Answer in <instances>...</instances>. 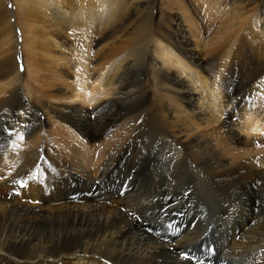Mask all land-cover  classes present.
<instances>
[{
    "label": "bare ground",
    "instance_id": "6f19581e",
    "mask_svg": "<svg viewBox=\"0 0 264 264\" xmlns=\"http://www.w3.org/2000/svg\"><path fill=\"white\" fill-rule=\"evenodd\" d=\"M15 1L37 37L26 71L18 37L0 52V264H264V154L245 152L264 138V0L204 20L190 1L192 34L216 38L199 40L205 59L155 0ZM9 13L0 0L3 27ZM127 27L123 59L110 51L92 68L82 54L70 67L77 42L89 49ZM45 116L58 122L48 129ZM119 121L120 140L91 175L79 137L99 141ZM206 124L212 138L197 136ZM236 145L244 151L230 153Z\"/></svg>",
    "mask_w": 264,
    "mask_h": 264
},
{
    "label": "rangeland",
    "instance_id": "374dc122",
    "mask_svg": "<svg viewBox=\"0 0 264 264\" xmlns=\"http://www.w3.org/2000/svg\"><path fill=\"white\" fill-rule=\"evenodd\" d=\"M49 1H52V0H49ZM108 1H109V3H116V4L119 3V0H108ZM133 1H135V0H132L131 2H133ZM155 1H157V3L155 4V8L158 9V11H159L158 16L159 17H162L161 21L163 23L167 20L168 17H174V20L176 18L178 20V22H180V21L182 22L183 30H185L183 33L187 36V38L189 40L187 47L189 46V48L194 49L195 51H197L196 54L198 56H200L199 58H201V59L207 58V56L206 57L204 56L205 55V52H206L205 51L206 50V47H205V43H203V42L204 41L206 43L207 42H211L209 40H212V39L215 40L216 38L215 37L212 38L214 36V34H212V36H211V33L214 32L213 29L210 31L211 33L209 31L203 32V30H201L202 31V33H201V31L198 29L199 36H201V37H199V39H196V37L192 34V32L190 31L189 26H187V22H184L183 21V19L185 20V18L183 17V13H184V15H186V14L187 15L188 14H192L193 7H190L191 4H192L191 2L193 1V2L197 3V5H200V7H202L200 9L202 11L201 12L202 13L201 16H202V19L203 20H204L203 17H205L204 16V12L205 11H206L205 13H207V12L209 13V14L207 13L208 18L214 16V18L216 17L215 19H218L221 16H226L227 14L235 15L236 12H243V10H248V8H251L254 5V4L253 5H250L251 7L248 6L247 9H246L245 8V3L243 2V0H240V1L239 0H233V1H230V2H226L225 0H220L221 2L220 1H217V0H184V4H185L184 5V10L185 11H181V10H178V8H176V6H174L175 8L171 9L168 6L169 5V0H155ZM29 2L32 5L33 2H37V0H29ZM203 3L205 4V7L206 8H204L202 6ZM218 3H220V4H218ZM222 3H224V4H222ZM5 5L7 6L8 10L10 11L9 14L11 15V18L8 21L5 22L6 23L5 25L7 27L6 26L3 27V24L0 23V52L3 51L4 47L7 48V45H10L9 38L11 36L18 37V39H19L18 48H19V51L20 52L22 51L21 52V56H22L21 57V60L22 61H21L20 67L22 68V71H26L27 65L30 66L33 63L29 58H28L29 59L28 61L25 60L26 55H28V53H30V49H27V48H32V46L35 47V44H36V39L35 38L37 37V35H33L31 33L32 28L30 26L33 25V24H31L30 22H28L27 15H25V14H24L25 16H21L20 15L21 12H22V11L20 12V10H23V9H21L22 6L20 4H18L17 1H15V0H5ZM242 6H243V8H242ZM27 7H28V5H27ZM208 8H211V9H208ZM212 10H214V11H212ZM216 11H218V13H216ZM214 12H215L216 15L214 14ZM59 16L60 17L62 16V19H64V17H65V15H61V14ZM155 16L153 17V20L155 19ZM259 16L257 18H259V19L262 20L261 22L263 23V26H264V22H263L264 15L259 14ZM214 18H212V19H214ZM77 23H80V21L77 20ZM27 24L28 25L30 24L29 27H28ZM36 26H37V23H35V26L34 27H36ZM103 26L104 25H102L99 29H102ZM99 29L97 28L96 30H99ZM127 29H129V27H127L125 29H121L120 31H118L117 33H115L114 36L109 37V39H107L106 41L102 42L100 45H96L95 44V45H92L91 47L89 46L90 47L89 49H88L87 46L85 47L83 45L82 41L80 40L79 42H77L80 49L77 50L78 49V47H77L76 48L77 51L76 50L74 51L75 47L74 48L71 47L70 50H69L70 51L69 52V55H67V61L69 59V63L71 64V65L69 64L70 67H72L73 70L78 68V64H79L78 63V60L80 58L79 56H81L82 54H84V55H82L83 57L85 55H88L89 56V58H90V61L89 62L92 65L90 63L89 64H90V66L92 68L94 67V65H95V67L100 66L104 62L103 60H104V57L106 56L107 53H109V55L112 54V52L113 53L116 52V53H114L115 55L121 54L119 56V58L121 56H123V55L124 56L127 55L128 54V50L127 49H129L128 47L131 46L134 43V42H131L128 45L127 42L131 38H135L134 30L133 29L132 30H127ZM71 31H72V29L69 30L70 33H71ZM83 32H85V31H83ZM99 32H101V30H99ZM99 32H96L95 33V37L96 38H99V36H96L97 34L99 35ZM203 37H204V39H203ZM27 40L29 42H31V41L33 42V43L29 44L31 46L28 45L26 47ZM199 40H201L203 42L200 43ZM198 43H199V45H197ZM25 47H26V49H25ZM66 47L67 46H65L64 48H66ZM60 51H61L60 49H56L55 50L56 53L55 52L54 53L51 52V54H52V56L53 55L54 56H60L59 55L61 53ZM110 51H112V52H110ZM72 53H73V55L70 56ZM124 56L121 57V59H123ZM117 61H115L116 64L114 63V65H113L114 66V69L111 70V72H109L108 74H105L106 79L109 78V76L113 73V71L115 70L116 66L118 67L119 65H121V64H119L120 61L119 60H117ZM53 62L55 63V61H53ZM106 66H109V63L108 64L106 63L105 64V67ZM63 67H65V66H63ZM69 69H71V68H69ZM45 70H47V69L45 68L44 69V72H45ZM201 71L204 72L205 70L201 69ZM45 73L48 74L47 71ZM72 75L73 74L69 75L70 77L67 76L66 80L68 82L74 83L75 82V77L72 76ZM184 75L186 76V74L185 73L183 74V78L185 77ZM33 76L36 77V74H33ZM208 77H210V76H208ZM63 87H65V85ZM70 90L72 91V86H71ZM247 95H249V94H247ZM165 100L166 101L163 102V104L164 105L166 104L165 106H167V107L169 106L172 109V111L175 110L178 107V102H176V101H169V98H165ZM98 102H99V99H98ZM100 103L101 102L94 104V103H90L89 102V104H86V105L87 106H90V107H95V106H97ZM171 104L174 105L175 107L172 106ZM81 105H82V103H81ZM240 106H241V108H239V110H243L244 108L248 107V105H244V104H242ZM234 111H237V110H235L234 108L231 109V112H234ZM238 112H241V111H238ZM42 119L45 120V122L47 123L46 127L48 129H50L52 127L51 125H56V123L58 122V119L53 120V119H50L49 117L46 118V116L45 117H42ZM120 121L123 122V120H120ZM120 121L117 124L113 125L112 127L108 128V131H107L108 133H106L103 136L105 138H101V139H99V141L98 140L93 141L91 139L88 140L84 136H83L84 137L83 139H82V137H79V139L84 142V143L81 142L82 149H84L86 152L88 151V153H91L92 154V155L90 154V157L91 158L88 155V158L90 160L88 159V161H87L88 163L86 162V164H85V167L86 168L88 167L87 169H90L89 171H90V174L91 175H95L104 166V164L106 162L108 150L110 151L113 148L112 145H114L117 142L116 141L117 138H118V141L120 140V137L121 136L117 135V132H118V130L120 128L119 125L122 124ZM49 126H51V127H49ZM239 126H240V123L239 122L237 124H235L233 126L234 127V131L236 133L239 132V135L245 137L246 136L245 133L247 131H245L244 128L241 130L239 128ZM116 128H117V130H116ZM68 130H70V129H68ZM213 132H215V127H212V126L206 124L204 128H201V129H199L197 131V134H198L197 136L205 135V136H208V137L212 138V136H215V135H213ZM255 135H257L255 138H253L254 139V142H255V145H254L255 147H253L251 149H247L245 152H247L249 155H251V157L253 155H255V156H253L254 158H260L264 154V152H263L264 151V138L259 137L258 134H255ZM262 135L264 136V132L262 133ZM80 140H78V141H80ZM101 141H102V145H101ZM113 141H114V143H113ZM221 147H222L223 153H224V151H225V153H227L230 150L229 149L230 145L227 146V147L221 145ZM237 147L239 148V146L236 145V147L234 149H232L230 153H232V152L233 153H241V152L244 151V150L242 151V148L241 149H238ZM256 150H258V151H256ZM249 151L251 153H249ZM91 159H93V160H91ZM72 166L74 168V167H76V164L73 163ZM72 166L70 168H72ZM117 191H119V189H117ZM90 262H91L90 264H98L97 261L95 262V260H91ZM229 263L230 264H237V263H233V262L231 263V260L230 261L227 260L224 264H229Z\"/></svg>",
    "mask_w": 264,
    "mask_h": 264
}]
</instances>
